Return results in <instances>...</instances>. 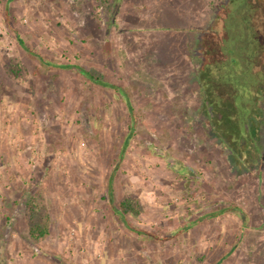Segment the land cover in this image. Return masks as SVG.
Segmentation results:
<instances>
[{
  "label": "rangeland",
  "instance_id": "1",
  "mask_svg": "<svg viewBox=\"0 0 264 264\" xmlns=\"http://www.w3.org/2000/svg\"><path fill=\"white\" fill-rule=\"evenodd\" d=\"M222 1L0 0V264H264V14Z\"/></svg>",
  "mask_w": 264,
  "mask_h": 264
},
{
  "label": "trees",
  "instance_id": "2",
  "mask_svg": "<svg viewBox=\"0 0 264 264\" xmlns=\"http://www.w3.org/2000/svg\"><path fill=\"white\" fill-rule=\"evenodd\" d=\"M103 2H105L106 0H101ZM245 0H223L221 4H218L216 6V8L218 9V13L220 16H223L225 13V8L237 3V2H243ZM249 1V6H253V3L257 6V7H262L263 8V14H264V0H247ZM215 8V7H214ZM216 18H218V15L215 16ZM6 20L7 23H9V17L8 15L6 16ZM262 30L264 31V18L262 21ZM207 31V29L205 28V32ZM210 33V32H208ZM263 37H264V32H263ZM19 42L21 45L24 46V48L27 51H31L29 47H27V45L25 44V42L19 38ZM260 43V42H259ZM260 47L259 52L260 54V58L262 59V61L264 62V40L262 41L261 45H258L257 48ZM45 61V59H44ZM47 62V61H45ZM48 63V62H47ZM53 66H55L58 70H63V69H70V68H77V70L81 73V74H86L89 79L92 82L98 83L99 85L103 86L104 88L109 87V86H113L114 88L116 87V85H111L110 83L106 82L104 80V75L103 73H99L97 71H94L92 69H87L84 68L80 65H67V64H53V63H49ZM13 72L14 73H18L19 72V65H16V67H13ZM259 77H260V71H259ZM117 88H119L121 93H124V90L120 87L117 86ZM118 90V89H117ZM262 105V102L259 104ZM27 211L28 212V224H29V237L33 240H42L44 238H46L49 234H50V218L48 213H46L45 211V206L43 207L42 203H39V199L36 196H32L27 200ZM233 210H239L241 212V218L243 219L244 224L247 223L248 221V215L246 213H244L242 211L241 208L235 206V205H226L223 207H220L218 209H216L215 211H212L208 214L205 215L206 217H212L215 215H218L222 212L225 211H233ZM114 211L116 214L121 215V216H126L127 214H131V215H138L141 212L140 206L138 204V200H134L131 197H126L122 200L119 201L118 205L114 208ZM195 222L198 221L197 219H193ZM135 231L137 233H142L143 230L140 229H135ZM217 260V259H216ZM222 260V258L220 259ZM219 260V261H220ZM218 260L216 261L215 264H217V262H219Z\"/></svg>",
  "mask_w": 264,
  "mask_h": 264
},
{
  "label": "crops",
  "instance_id": "3",
  "mask_svg": "<svg viewBox=\"0 0 264 264\" xmlns=\"http://www.w3.org/2000/svg\"><path fill=\"white\" fill-rule=\"evenodd\" d=\"M27 51V50H26ZM30 55H31V57H33L37 62H39V63H42V62H45L44 61V58L41 56V55H39L37 52H33L32 50L31 51H27Z\"/></svg>",
  "mask_w": 264,
  "mask_h": 264
}]
</instances>
